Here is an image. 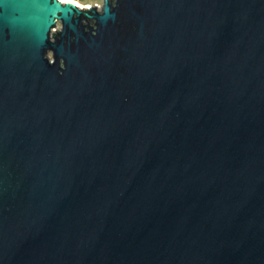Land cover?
<instances>
[{
	"label": "water",
	"instance_id": "obj_1",
	"mask_svg": "<svg viewBox=\"0 0 264 264\" xmlns=\"http://www.w3.org/2000/svg\"><path fill=\"white\" fill-rule=\"evenodd\" d=\"M0 264H264V0H0Z\"/></svg>",
	"mask_w": 264,
	"mask_h": 264
},
{
	"label": "rangeland",
	"instance_id": "obj_2",
	"mask_svg": "<svg viewBox=\"0 0 264 264\" xmlns=\"http://www.w3.org/2000/svg\"><path fill=\"white\" fill-rule=\"evenodd\" d=\"M64 1H67V0H64ZM72 1H75L77 3V6H79L80 8H85L86 10L87 8H96V9L101 10L104 4V0H72ZM55 28H57L61 32V29H62L61 23L58 22L57 27ZM52 32L56 33V30H53ZM52 32L50 36H51V39L54 40Z\"/></svg>",
	"mask_w": 264,
	"mask_h": 264
},
{
	"label": "bare ground",
	"instance_id": "obj_3",
	"mask_svg": "<svg viewBox=\"0 0 264 264\" xmlns=\"http://www.w3.org/2000/svg\"><path fill=\"white\" fill-rule=\"evenodd\" d=\"M60 1H62V2H71L72 4H74V5H76L77 6V3L75 2V1H70V0H67V1H64V0H60Z\"/></svg>",
	"mask_w": 264,
	"mask_h": 264
}]
</instances>
